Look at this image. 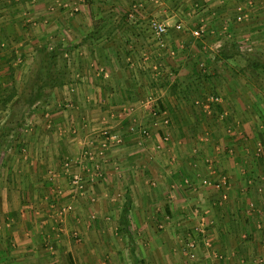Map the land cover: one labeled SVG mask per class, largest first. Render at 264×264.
<instances>
[{
  "label": "crops",
  "instance_id": "crops-1",
  "mask_svg": "<svg viewBox=\"0 0 264 264\" xmlns=\"http://www.w3.org/2000/svg\"><path fill=\"white\" fill-rule=\"evenodd\" d=\"M174 1L178 7L169 6L172 0H0V67L21 61L16 49L45 48L48 36L54 39L56 58L71 66L69 77L52 88L59 96L53 109L47 103L39 105L33 111L34 123L29 120L23 138L14 144L12 156L23 159L22 172L32 178L17 186L33 191L35 198L22 204L12 227L0 237V264H78L81 259L85 264H129L127 255L144 256L150 264H194L187 263L185 252L176 247L174 230L176 224L183 230L190 227L188 211L195 206L210 211L217 248L236 249L237 259L255 253L253 248L242 253L234 241V231L245 225L253 237L264 234L257 218L246 216L237 199L238 193L253 197V190L240 187L244 174H236L226 156L202 149L211 144L202 142L196 132L202 128V110L194 109L189 98L204 94L203 87L188 85L196 74L190 58L169 52L195 46L191 28L181 18L202 17V12L195 13L197 0ZM222 5L215 15H226ZM133 7L135 11H128ZM152 17H162L169 26L166 48L154 41L147 24ZM211 27L226 30L220 23ZM2 69L0 84L8 79ZM14 86H9L11 92ZM153 106L162 109L167 123L149 124ZM201 106L206 110L207 104ZM46 111L52 120L43 117ZM147 124L150 135L141 132ZM107 129L119 140L103 135ZM19 143L23 153L16 155ZM211 158L216 161L207 165ZM223 171L233 182L230 189L205 184L207 179L220 181ZM74 176L82 178L83 187L66 183L67 188L84 195L90 186L103 197L81 196L87 200H76L72 216L58 218L60 207L70 200L60 204L51 199L63 192L56 181L70 183ZM39 177L43 181H37ZM161 223L166 226L163 232L158 228ZM227 225L233 238L225 234ZM116 235L123 242L129 240L133 252L116 248L111 242ZM77 236L78 245L72 242ZM136 256L131 264H138ZM195 264L226 262L213 263L203 256Z\"/></svg>",
  "mask_w": 264,
  "mask_h": 264
},
{
  "label": "rangeland",
  "instance_id": "rangeland-1",
  "mask_svg": "<svg viewBox=\"0 0 264 264\" xmlns=\"http://www.w3.org/2000/svg\"><path fill=\"white\" fill-rule=\"evenodd\" d=\"M101 1V0H100ZM173 2V3H172ZM169 6L179 5L177 1L172 0ZM197 9L202 12V17L193 15H188L182 17L184 23L191 28V38L193 37L195 41V46L193 48L184 47H174L170 48L169 52L173 53L175 56L182 57L185 56L190 58V63L192 69L195 70L196 74H193L194 79L191 80L188 85L192 87H203L202 91L204 94L201 96H191L189 99L192 101V107H196L198 110H202L201 122L202 128L198 129L197 134L200 132V136L203 137L202 142H209L211 146L208 148L203 147L202 149L212 154L224 155L228 158L231 167L235 168V173L239 171L244 174L243 182L238 183L244 186L248 191L253 190L250 193H245L244 196L238 193L237 199L242 200V211L248 217H256L257 227L259 230L264 229L263 220L264 219V0H197ZM223 5H222V4ZM102 4V3H101ZM223 6V11H225V16H218L216 14V9L219 6ZM135 7L128 11H135ZM118 11V10H115ZM240 11V13H237ZM75 12V11H74ZM77 12V11H76ZM219 13V11H217ZM194 13V14H195ZM192 16V17H191ZM153 20L163 23L166 26V33L160 38L164 45H166V35L169 31V26L165 23V19L162 17H152L147 24L153 33L154 41L159 43V39L156 37L154 29L151 26ZM37 23V20H32L31 23ZM221 24L226 28L225 31L215 30L211 27V24ZM198 29H203L199 36L194 35V31ZM228 29V30H227ZM54 39L48 36L47 40L43 43V46L51 51L53 48ZM162 47V46H161ZM166 48L163 46L162 48ZM193 49V51H192ZM166 50V49H165ZM16 57H20L21 61L17 60L14 67L8 63H4L0 68L4 70V76H8L9 82L15 85V98L7 102L6 96L8 91H12L6 83L7 80L2 81V89H0V133L3 127V135L0 137V234L1 238H4V233L9 231V227L13 222L14 213H19L22 204L32 196L35 198L33 191L24 192L22 185L17 184L32 180L31 177H27L22 169L24 167L20 156H12L14 144H17V140L23 138V132L26 131V125H28L29 120L32 121L33 111L41 104L50 105L53 109L55 103L54 100H58L59 96L55 94L54 86L50 85V82H45L47 79L46 73L48 68V62L44 58L43 48L34 47H22V49H16ZM18 59V58H17ZM23 59V60H22ZM19 62V63H18ZM55 64H51L50 68L52 72L55 73L58 82L62 79L69 77L71 71V66L69 64H64L65 59L60 62V59L56 58ZM256 63H260L257 66ZM197 64V66H196ZM263 64V65H262ZM16 73L15 82L12 78V72ZM13 72V73H14ZM9 73V74H8ZM11 73V74H10ZM68 73V74H67ZM66 74V75H65ZM199 79V82H198ZM44 82V83H43ZM0 84V85H1ZM40 89L42 92L37 91ZM40 93L39 98L33 101L32 92ZM35 92V93H36ZM35 95V94H34ZM214 97L213 100L210 97ZM217 97V99H216ZM199 102H196V99ZM207 100V102H206ZM207 104L206 110L202 107V103ZM200 106V107H198ZM151 108V107H150ZM195 109V108H194ZM151 111H149L150 113ZM148 113V114H149ZM47 111L43 113V117L50 120L52 116L47 115ZM192 114V113H187ZM186 114V115H187ZM163 116V114H162ZM164 117V116H163ZM52 120V119H51ZM31 123V122H30ZM151 120H149V124ZM166 123V122H165ZM159 126V125H158ZM32 126H30L31 128ZM148 128L150 135L151 128L147 125H142V129ZM108 134L103 133V135L108 136L113 133L110 129L106 130ZM115 134V133H113ZM144 134V133H143ZM118 136V135H117ZM120 137L118 136V139ZM118 141V140H113ZM16 148V155L23 153L22 145ZM200 150L197 151L199 153ZM201 153V152H200ZM210 157V155H207ZM242 157V158H241ZM216 158V156L214 157ZM211 158L205 162L207 165H213L216 161ZM13 162L19 163V167H13ZM234 162V163H233ZM212 168V167H211ZM216 169V168H213ZM18 173V174H16ZM224 173V174H223ZM14 174V175H13ZM221 180L213 181L212 179H207L206 185L215 188H224L226 190L232 187L233 182L226 173V171L221 172ZM79 176H74L70 180L72 182H58L60 184V189L63 190L61 194L57 192L51 195V199L57 203L63 204L66 199L70 200L64 204V207L59 209V216L61 214L72 216L75 212L76 200H87L84 197H103L100 192H93V189L88 186L89 192L84 195H80L74 189L71 190L65 185L68 183V187H72L74 184L78 188H82V178L79 177V182H74L75 178ZM102 178V177H100ZM23 179V180H22ZM44 177H39L37 181H43ZM84 182V181H83ZM187 184H191V181H187ZM67 188V189H66ZM66 189V190H65ZM70 190L72 191L71 196ZM120 192L116 191L114 193L115 198L120 197ZM57 195V196H55ZM53 196L55 198H53ZM63 196H66L63 198ZM82 199H81V198ZM241 197V198H240ZM66 198V199H65ZM255 198V199H253ZM65 199V200H64ZM257 201V202H256ZM260 201V202H259ZM17 204V207L15 205ZM196 205V204H195ZM194 205V206H195ZM71 208H68V207ZM202 207H192V210L188 211V215H191L192 224L189 228L183 230L182 224H176L175 228V244L176 247H181V250L185 252V256L189 261L187 263L194 262L199 263L203 259V256L208 258L213 263L217 261H225L226 264H264V234L258 233L257 236L253 237L250 235V231L245 229V225L241 229L235 230V239L237 244L240 245V250L245 252L248 248H253L255 253L248 254V257L244 256L235 258L238 254L234 249L228 250L230 248H217L212 238V228L215 225L214 219L212 220L209 216L210 211ZM235 212V211H234ZM21 213V212H20ZM221 213V209L219 210ZM250 213H254L250 214ZM231 214V212H230ZM234 214V213H233ZM86 215V212L85 214ZM253 215V216H252ZM196 217V218H195ZM247 219V218H246ZM247 222V221H246ZM203 223V229L206 231L205 236L207 240L210 241V245H204L201 241L202 236L198 235L197 229ZM186 226V225H185ZM232 226V225H231ZM188 227V226H187ZM159 232H163L166 228L164 224L158 225ZM226 228V235L233 238L234 233ZM64 229V225L59 227V231ZM261 231V232H262ZM116 233L118 234L117 230ZM184 233V237L183 234ZM183 238H180V237ZM116 238L111 242L116 248L122 247L128 251L133 252V250L128 249L129 240L122 241ZM77 240H72L73 244L78 245L80 241L79 236L76 237ZM177 239V240H176ZM196 241L197 246L191 251L189 242ZM100 241V245H101ZM108 242V241H107ZM227 243V242H226ZM2 242L0 247H2ZM192 253H195L192 256ZM205 253V254H203ZM259 254V255H257ZM211 255V256H210ZM134 256L127 255V263H133ZM125 258V257H124ZM103 260V258L101 257ZM138 264H150L144 256H136ZM98 260V259H97ZM239 261V263H238ZM85 259L78 260V264H85ZM100 263V262H99ZM98 264V263H96ZM102 264V263H100ZM192 264V263H191Z\"/></svg>",
  "mask_w": 264,
  "mask_h": 264
},
{
  "label": "built area",
  "instance_id": "built-area-1",
  "mask_svg": "<svg viewBox=\"0 0 264 264\" xmlns=\"http://www.w3.org/2000/svg\"><path fill=\"white\" fill-rule=\"evenodd\" d=\"M151 26L154 29L156 37L159 39L160 45L162 47L165 46L163 44V42L160 40V38L166 33V30H167L166 26L163 23L158 22L156 20L152 21ZM203 31H204L203 29H198V30H195L193 33H194V35L199 36L201 34V32H203ZM213 98H214L213 96L210 97L211 100H213ZM216 99H217V97H216ZM150 118H151V123L150 124L153 125V126H158L163 121L166 122V123L168 122V117L166 115L163 117L162 116V112L160 113V112H158L156 110H153V111L150 112ZM141 132L144 133V134H148L149 133V129L148 128L141 129ZM104 133L108 134L107 131H105ZM109 138L111 140H119L116 133L115 134H113V133L109 134ZM74 182H76V183L79 182V177H76ZM68 208H71V207L69 206ZM200 224H201V226L197 229V231L199 230L198 231V235L202 236V238H201L202 243L205 246L206 245L209 246L210 245V241L207 240V238L205 236V232L206 231L203 229L204 225H203V223H200ZM189 246H190V249L192 248L191 251H193V249L197 246L196 241H190L189 242ZM194 255H195V253H192V256H194Z\"/></svg>",
  "mask_w": 264,
  "mask_h": 264
},
{
  "label": "trees",
  "instance_id": "trees-1",
  "mask_svg": "<svg viewBox=\"0 0 264 264\" xmlns=\"http://www.w3.org/2000/svg\"><path fill=\"white\" fill-rule=\"evenodd\" d=\"M91 9H92V12L93 11H96V7L94 6V9H93V5H91ZM97 10H99V9H97ZM43 50H44V54H45V56H44V58L46 59V61L48 62V68H47V73H46V77H47V79L45 80V82H50V85L51 86H54L55 85V83H59L58 81H57V79H56V76H55V73L54 72H52V70H51V68H50V66H51V64H55V60H56V51H55V49H52L51 51H49L46 47L45 48H43ZM257 64V66H259V64L258 63H256ZM263 65V64H262ZM44 83V82H43ZM39 90L40 89H38L37 91L39 92ZM36 92V91H35ZM32 92L31 94L33 95L32 97H33V101H35L37 98H39V96H40V93L42 92L41 90H40V93H38V92ZM35 94V95H34ZM14 95H15V92H11V93H9L7 96H6V103L7 102H9V101H11L13 98H14ZM151 111H153V110H156V111H158V112H163L162 111V109L161 108H159V107H155V106H153L151 109H150ZM5 128L6 127H3V129H2V131H1V133H0V137H2V135H3V130H5Z\"/></svg>",
  "mask_w": 264,
  "mask_h": 264
}]
</instances>
